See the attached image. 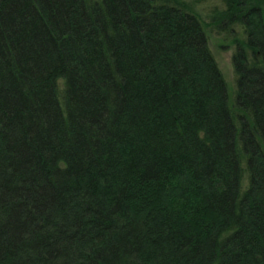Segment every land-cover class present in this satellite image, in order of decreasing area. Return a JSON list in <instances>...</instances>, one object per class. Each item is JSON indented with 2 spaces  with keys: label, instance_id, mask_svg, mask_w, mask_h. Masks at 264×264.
<instances>
[{
  "label": "trees",
  "instance_id": "obj_1",
  "mask_svg": "<svg viewBox=\"0 0 264 264\" xmlns=\"http://www.w3.org/2000/svg\"><path fill=\"white\" fill-rule=\"evenodd\" d=\"M219 1L231 93L190 0H0V264H264V0Z\"/></svg>",
  "mask_w": 264,
  "mask_h": 264
},
{
  "label": "rangeland",
  "instance_id": "obj_2",
  "mask_svg": "<svg viewBox=\"0 0 264 264\" xmlns=\"http://www.w3.org/2000/svg\"><path fill=\"white\" fill-rule=\"evenodd\" d=\"M190 1H192L194 9L199 14L202 21L206 24L209 47L219 67V70L223 75L227 90L229 93H231L234 84V74L231 63L233 46L232 44H230L229 40L224 37L223 31L217 32V28L214 26V22L215 19H217V16H221L222 4L219 0ZM233 32L235 31L233 30Z\"/></svg>",
  "mask_w": 264,
  "mask_h": 264
}]
</instances>
